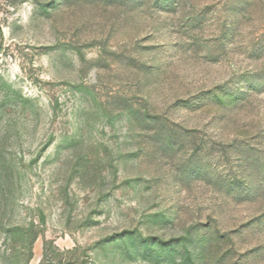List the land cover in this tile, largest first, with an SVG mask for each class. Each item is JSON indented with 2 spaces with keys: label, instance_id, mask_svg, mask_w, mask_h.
<instances>
[{
  "label": "rangeland",
  "instance_id": "374dc122",
  "mask_svg": "<svg viewBox=\"0 0 264 264\" xmlns=\"http://www.w3.org/2000/svg\"><path fill=\"white\" fill-rule=\"evenodd\" d=\"M0 264H264V0H0Z\"/></svg>",
  "mask_w": 264,
  "mask_h": 264
}]
</instances>
